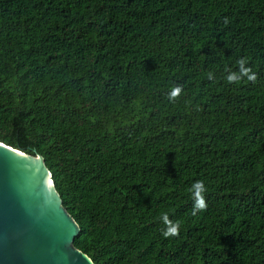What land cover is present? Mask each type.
Wrapping results in <instances>:
<instances>
[{
	"label": "trees",
	"instance_id": "1",
	"mask_svg": "<svg viewBox=\"0 0 264 264\" xmlns=\"http://www.w3.org/2000/svg\"><path fill=\"white\" fill-rule=\"evenodd\" d=\"M0 142L93 264H264V0H0Z\"/></svg>",
	"mask_w": 264,
	"mask_h": 264
},
{
	"label": "water",
	"instance_id": "2",
	"mask_svg": "<svg viewBox=\"0 0 264 264\" xmlns=\"http://www.w3.org/2000/svg\"><path fill=\"white\" fill-rule=\"evenodd\" d=\"M43 158L0 142V264H93Z\"/></svg>",
	"mask_w": 264,
	"mask_h": 264
},
{
	"label": "clouds",
	"instance_id": "3",
	"mask_svg": "<svg viewBox=\"0 0 264 264\" xmlns=\"http://www.w3.org/2000/svg\"><path fill=\"white\" fill-rule=\"evenodd\" d=\"M238 71H231L227 74L226 79L229 83H236L243 79H247L249 82L255 83L257 76L250 67L247 66V61L241 58L237 61ZM208 79L213 80V73H208ZM182 92L181 86L177 85L173 87L168 93V99L170 102H174ZM191 192L193 197V209L192 214L196 215L197 212L204 211L207 209V203L205 200L204 193L206 188L203 181H195L191 186ZM163 224L165 225L162 230V235L165 238L174 237L179 235L180 225L169 219L167 215L161 217Z\"/></svg>",
	"mask_w": 264,
	"mask_h": 264
}]
</instances>
